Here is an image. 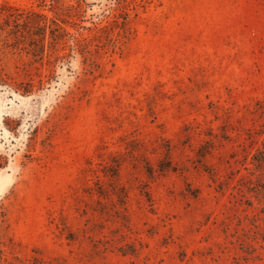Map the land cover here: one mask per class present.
I'll use <instances>...</instances> for the list:
<instances>
[{"label":"rangeland","instance_id":"374dc122","mask_svg":"<svg viewBox=\"0 0 264 264\" xmlns=\"http://www.w3.org/2000/svg\"><path fill=\"white\" fill-rule=\"evenodd\" d=\"M0 264H264V0H0Z\"/></svg>","mask_w":264,"mask_h":264},{"label":"trees","instance_id":"16d2710c","mask_svg":"<svg viewBox=\"0 0 264 264\" xmlns=\"http://www.w3.org/2000/svg\"><path fill=\"white\" fill-rule=\"evenodd\" d=\"M42 18L46 19V17H42ZM27 22H29V21H27ZM35 23H36V27L39 29L43 30V27H45V25L44 26L41 25V20H37ZM51 33H52V37L56 40V39H59L63 35L64 31L61 32L60 28H59V30H58V28H56V29H52ZM40 35H43V34H40ZM41 51L43 53V50H41Z\"/></svg>","mask_w":264,"mask_h":264}]
</instances>
